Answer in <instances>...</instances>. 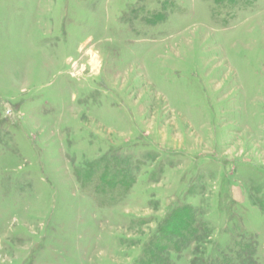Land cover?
Here are the masks:
<instances>
[{
  "label": "rangeland",
  "instance_id": "obj_1",
  "mask_svg": "<svg viewBox=\"0 0 264 264\" xmlns=\"http://www.w3.org/2000/svg\"><path fill=\"white\" fill-rule=\"evenodd\" d=\"M177 211L196 250L159 242ZM236 233L264 264V0H0V264H141L153 238L189 264Z\"/></svg>",
  "mask_w": 264,
  "mask_h": 264
},
{
  "label": "trees",
  "instance_id": "obj_2",
  "mask_svg": "<svg viewBox=\"0 0 264 264\" xmlns=\"http://www.w3.org/2000/svg\"><path fill=\"white\" fill-rule=\"evenodd\" d=\"M177 212L179 214L173 213L162 221L157 229L160 238L156 237L159 242L164 238L172 241V237L168 238V234L174 231L178 233L179 229L185 225L187 226L186 235L177 234V237L173 239L174 244L180 252L191 247L196 250L199 242L210 236L211 229L205 224H193L194 222L190 224L187 221V212ZM154 239L147 244L144 252L148 256L147 261L141 264H172L169 260L170 249L166 245L159 247L157 243H154ZM215 251L218 254H208L205 258L202 256L197 262L189 261V264H258L257 239L256 235L251 233H236L230 237L226 246L215 248Z\"/></svg>",
  "mask_w": 264,
  "mask_h": 264
},
{
  "label": "clouds",
  "instance_id": "obj_3",
  "mask_svg": "<svg viewBox=\"0 0 264 264\" xmlns=\"http://www.w3.org/2000/svg\"><path fill=\"white\" fill-rule=\"evenodd\" d=\"M84 54L88 57V59L86 62L80 64V66L76 68L73 73H71L73 76L83 75L86 68L89 70V75H93L98 72V67L96 66L100 63L99 50L89 47Z\"/></svg>",
  "mask_w": 264,
  "mask_h": 264
}]
</instances>
